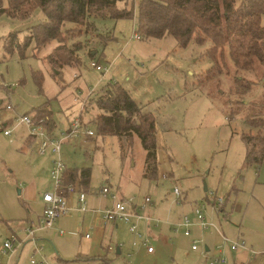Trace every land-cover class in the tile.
Returning a JSON list of instances; mask_svg holds the SVG:
<instances>
[{
    "label": "rangeland",
    "instance_id": "1",
    "mask_svg": "<svg viewBox=\"0 0 264 264\" xmlns=\"http://www.w3.org/2000/svg\"><path fill=\"white\" fill-rule=\"evenodd\" d=\"M138 1L117 2L118 6L133 9L132 16L98 18L94 20L96 29L88 33L83 29L81 36L77 26L68 29L65 38L69 43L85 40L86 36L88 46L78 51L79 65L65 66L55 77L43 57L57 40L52 39L35 56L34 42L25 56L17 50L7 52L3 46L12 32L23 39L27 27L41 16V10L37 8L31 19L21 21L0 15V247L11 229L24 237L18 222L36 217L40 205L35 200L41 198L43 188H51L45 167L50 154L25 147L28 129L25 123H17L19 117L34 115V110L44 104L56 122L52 132L59 133L74 115L91 120L99 110L90 97L108 82H117L131 92L143 111L155 114L158 177L147 179L143 175L145 149L137 135L131 139L97 132L86 135V139L83 134L71 136L61 144V155L67 163L74 161L79 167L91 168L87 192L107 182L111 192L127 199L135 195L141 202L148 195L149 207H156V215L148 213L161 221L159 227L166 225L165 220L180 222L184 214L196 221L195 203H203L205 218L219 223L221 231L232 240L244 239L245 245L230 249V241L222 242L213 227L203 229L192 224L186 236L182 235L183 226L176 229L172 225L165 237H159L157 232L149 236L148 245L154 251L148 253L147 245L130 231L131 223L120 219L117 226L110 222L105 225V234L113 228L111 238L104 234L102 239H96L90 229L95 212L78 213L74 201L69 202L72 210L54 222L55 227L37 233L43 236L39 240L46 256L56 264H99L103 258L107 264H208L207 256L221 249L227 261L220 264H264V152L260 161L246 163L242 135L249 136L250 149L255 148V143L259 142V147L264 143L259 141L264 136V67L257 63L253 71L241 70L242 75L256 82L246 92L235 93L233 65L228 63V72L215 70L211 74L208 69L213 63L205 55L209 41L200 45L191 40L179 46L172 36L133 38ZM260 18L264 25V12ZM92 61L109 70L95 69ZM38 71L41 83L36 80ZM87 126L94 129L90 123ZM8 127L12 128L9 135L3 134ZM31 179L39 182L37 197L23 201L19 188ZM174 187L180 190L179 202ZM210 191L227 198L226 219L221 213H213L207 204ZM75 192L79 195L77 191L72 193ZM112 202L106 197L100 207H110ZM88 207L96 204L88 203ZM193 240L198 244L196 250L191 249ZM205 244L208 251H204ZM119 246L121 251L117 253ZM31 248L32 243L27 242L19 264H29ZM2 258L0 254V261Z\"/></svg>",
    "mask_w": 264,
    "mask_h": 264
},
{
    "label": "trees",
    "instance_id": "2",
    "mask_svg": "<svg viewBox=\"0 0 264 264\" xmlns=\"http://www.w3.org/2000/svg\"><path fill=\"white\" fill-rule=\"evenodd\" d=\"M128 0H0V15L7 14L14 20L31 19L36 9L41 10L39 19L27 27V33L19 40L17 33L12 32L4 40L7 52L17 50L20 56H25L26 49L34 42L33 56L37 50L47 45L52 39L57 44L44 55L52 69V76H60L62 68L68 65H79L78 51L86 48L88 38L69 43L65 35L68 29L77 26L79 35L90 29H96L94 20L98 18H123L133 15V9L118 6ZM5 3V4H4ZM137 30L140 37L172 36L179 46H186L193 40L196 44H206L205 55L213 63L208 68L228 72V63L233 65L234 81L237 84L235 93L249 90L256 80L245 77L241 70H252L255 64L264 67V25L261 14L264 12V0H139L137 3ZM69 25V27H67ZM92 51L91 49L87 50ZM208 70V71H209ZM207 71V72H208ZM264 69L262 70V75ZM37 83H41L42 74L36 73ZM91 92L88 94V96ZM89 98V97H88ZM99 112L89 121L95 134H111L118 137L132 138L137 135L145 149V166L143 175L146 178L157 179V144L156 118L151 111H143L141 105L121 84L108 82L93 97H90ZM83 108V107H82ZM81 108V109H82ZM52 111L46 105H39L34 110L36 117H47L44 122L51 131L54 125ZM79 115V114H78ZM84 121V122H83ZM93 134H87L91 136ZM246 143V163L260 161L264 152V143H255L250 149L249 136L242 134ZM264 141V136L259 141ZM254 144H252L253 146ZM258 147V148H257ZM65 163V162H64ZM91 168L79 167L77 164L67 165L63 169V183H75L80 189L87 190L91 180ZM227 199V198H226ZM226 203V201H225ZM109 263L103 258L101 264Z\"/></svg>",
    "mask_w": 264,
    "mask_h": 264
},
{
    "label": "built area",
    "instance_id": "3",
    "mask_svg": "<svg viewBox=\"0 0 264 264\" xmlns=\"http://www.w3.org/2000/svg\"><path fill=\"white\" fill-rule=\"evenodd\" d=\"M140 35L141 34L138 30H133L131 34L133 38H141ZM90 64L95 69H104V72L109 70L108 66L104 67L100 63L97 64L95 61H92ZM84 103L85 99L83 100L82 107ZM10 106L11 104L8 103L7 107ZM19 118L20 119L17 123L26 124L29 138L34 142L38 153H49L51 155L52 164L49 170L51 188L42 193L43 211L38 219V222L34 225L27 226L24 229V240L21 239L17 233L12 231L4 239V242L0 247V254L8 256L9 254H12V252L19 245H24V243L30 241L32 243V248L29 255V264H56L44 253V246L37 240L36 231L41 230L42 228H52L58 217L63 216L72 210L68 201V196L74 191L79 193L80 203L77 208L80 211L88 209L85 206L86 194L73 182L63 183L62 173L65 163L61 155V144L64 140L70 139L71 136H80L82 134L86 136L87 134H93L94 131L87 125H83L78 114L72 116L67 128H60L58 131L59 133H54L47 129L44 123L47 119L46 116H40L39 118H36L32 114H23V116H20ZM11 130L12 128L8 127L3 130V133L9 135ZM173 190L177 196V202H179L178 198L180 195V190H178L177 187H174ZM100 192L105 195L110 194L111 198L113 199L112 205L110 207H105L103 210H101L102 221L106 223L115 222L120 219L131 223L130 231L140 238L139 240L143 245H147L148 252L153 250L152 245H148L150 243V237L144 233H141L138 227L140 220H144L148 223V225L150 224L149 221L153 219L159 221L158 219L151 216L150 213H147V209L151 203L150 196H144L141 202L136 200L135 195L127 199L125 197H120L118 193L111 192L109 185H103ZM209 194V197H207V204L212 207L213 212L215 211L216 214L221 213L223 216H229V212L225 209L226 198L218 194L216 191H210ZM204 206L205 205L203 203L200 204L196 202V221L190 220L187 215L184 214L180 219V222L172 223L174 226H176L174 228L179 229L183 226V233L188 236L190 235V226L192 224H198L203 229L213 227V229H215L216 232H218V235H220L222 238V242L230 241L228 246L230 249H236L237 247H242L245 245L244 239L232 240L228 235H225L221 231L219 223L212 219H206L202 212V209L205 208ZM88 235L89 234H86L85 237H88ZM133 243L135 244L136 240ZM196 248H198L197 241L193 240L191 249L196 250ZM204 251H208L206 245L204 246ZM207 257L208 264H220L227 261V258L224 256L223 250L221 249H217L214 255Z\"/></svg>",
    "mask_w": 264,
    "mask_h": 264
},
{
    "label": "crops",
    "instance_id": "4",
    "mask_svg": "<svg viewBox=\"0 0 264 264\" xmlns=\"http://www.w3.org/2000/svg\"><path fill=\"white\" fill-rule=\"evenodd\" d=\"M42 15V14H41ZM57 44V43H56ZM55 46V45H54ZM53 46V47H54ZM88 93H90V89H89V92ZM71 118V117H70ZM70 118L68 119V124H69V122H70ZM67 124V125H68ZM52 130H51V132L52 131H54L55 130V128H56V122L54 121V125H52V127H50ZM27 133V132H26ZM57 133V132H56ZM4 134V133H3ZM6 135V134H5ZM84 137H85V135H83ZM86 137H88V136H86ZM86 137H85V139H86ZM24 143H25V147H27V146H31V147H35V144H34V142L29 138V135H28V133H27V135L25 136V138H24ZM23 143V144H24ZM36 150H37V148H36ZM64 162H65V160H64ZM73 163H67V162H65L67 165H71V164H77L76 162H74V161H72ZM49 164L48 165H46L45 167H46V172H48V174H49V170H50V166H51V155H50V159H49V162H48ZM81 167H83V166H81ZM41 169V171H43V169L44 168H40ZM35 171H37V172H39L37 169L35 170ZM157 172H158V165H157ZM42 178H43V176H42ZM41 178V179H42ZM147 179H150V178H147ZM37 181V180H36ZM42 181H43V179H42ZM38 182V181H37ZM37 182H35V180L34 179H31L29 182H27V183H25V185L22 187V188H19V191H20V195L22 196V200L23 201H26L27 199H33V200H35L36 199V192L38 191V183ZM103 185H109L107 182L106 183H103L98 189H91L90 191H89V193L87 192V190H83V189H81L85 194H86V199H85V206H86V208H87V204L88 203H90V204H96V207H88V209L87 210H84V211H92V212H95L94 214H92L93 216H91V222H92V224L93 225H91V227H90V229H92L93 230V234H95L96 236H95V238L96 239H102V237H104V234H105V225L106 224H108V222H106V223H104L103 221H102V217H101V210H103L101 207H100V205H103V202H104V199L106 198V197H109L110 199H112L111 198V195L110 194H107V195H105V194H102V192H100L101 191V188H102V186ZM48 186H51V182H50V180H49V183H48ZM79 185H78V183H77V187H78ZM79 189H80V187H78ZM89 188V187H88ZM46 190H49V189H46ZM46 190H44V188L42 189V192H41V194L44 192V191H46ZM87 194H88V196H87ZM101 196H100V195ZM43 195V194H42ZM42 195H41V198H37L35 201H37V204H39L40 205V212L36 215V217H26V220H24V219H21L19 222H18V228H19V230L20 231H23L24 232V237H25V231H24V229L27 227V226H30V225H34V224H36L37 222H38V219H39V217L41 216V214H42V211H43V209H42V207H43V200H42ZM77 193L75 192V193H72V194H69V196H68V201L69 202H71V203H74V201H76V207L75 208H77L78 207V205H79V203H80V201H79V195H77ZM121 195V196H120ZM176 195V194H175ZM119 196L120 197H124V196H122V194H119ZM70 204V203H69ZM105 206V205H104ZM103 206V207H104ZM97 208V209H96ZM156 207H153V206H151V207H149V209H147V213L148 212H150L152 215H156L154 212L156 211V209H155ZM78 209V208H77ZM96 209V210H95ZM79 210V209H78ZM212 212H213V210H212ZM78 213H80V210H79V212ZM214 213V212H213ZM212 213V215L211 216H214V214ZM149 214V213H148ZM154 217V216H153ZM227 218V217H226ZM225 218V219H226ZM117 221H115V222H110V223H113V225H115V226H117V223H116ZM150 222V224L148 225V223L147 222H145L144 220H140L139 221V228H140V230H141V232L142 233H144V234H146V235H148V237L149 236H151L152 234H154V233H158L157 235L159 236V237H162L163 235H164V237L166 236V232L168 231L167 229H168V227H172V223L171 222H169V221H163V223L164 224H166L164 227H159V226H157V224H159V223H161V221L159 222H157L155 219H153V220H151V221H149ZM154 222H155V224H156V226L155 225H153L154 224ZM220 224H221V222H220ZM222 225V224H221ZM53 227H55V225L53 226ZM52 227V228H53ZM222 227V226H221ZM43 230H45V229H47V228H42ZM41 229V230H42ZM41 230H38V231H36V238H37V240L40 242V240L39 239H41L43 236L42 235H37V233L38 232H41ZM182 230H183V228H182ZM15 232V233H17L16 232V230H14V229H11V231H9V233H11V232ZM218 233V232H217ZM18 234V233H17ZM108 238H111L112 237V235H114V231H113V228H111L110 229V232L109 233H106L105 234ZM182 235H185L184 233L182 234ZM8 236V235H7ZM20 237V236H19ZM24 237L23 238H21V239H23L24 240ZM116 237H118V236H116ZM26 242V241H25ZM27 242H30V241H27ZM26 244L27 243H24V245H19L13 252H12V254H9L8 256H6V255H2V259L3 260H1L0 262H1V264H11L12 262H14V264H19L20 263V261H21V255H22V253H23V250H24V248L26 247ZM135 244H137V243H135ZM134 244V245H135ZM206 245V248L209 250V246L207 245V244H205ZM120 251H121V247L119 246V247H117V249H116V252L117 253H120ZM152 251H154V248H153V250H151L150 252H152ZM150 252H148V253H150ZM247 253V252H246ZM25 255H27V252H25ZM52 260V259H51ZM5 261V262H4ZM53 261V260H52ZM55 262V261H54ZM99 264H101V262L99 263Z\"/></svg>",
    "mask_w": 264,
    "mask_h": 264
},
{
    "label": "water",
    "instance_id": "5",
    "mask_svg": "<svg viewBox=\"0 0 264 264\" xmlns=\"http://www.w3.org/2000/svg\"><path fill=\"white\" fill-rule=\"evenodd\" d=\"M204 188L206 189V186Z\"/></svg>",
    "mask_w": 264,
    "mask_h": 264
}]
</instances>
